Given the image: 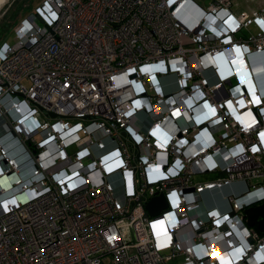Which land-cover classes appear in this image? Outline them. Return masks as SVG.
<instances>
[{
	"label": "built area",
	"instance_id": "2783aa9c",
	"mask_svg": "<svg viewBox=\"0 0 264 264\" xmlns=\"http://www.w3.org/2000/svg\"><path fill=\"white\" fill-rule=\"evenodd\" d=\"M232 5L43 0L16 26L0 47V264H264L244 216L264 203V4ZM223 189L220 210L206 195Z\"/></svg>",
	"mask_w": 264,
	"mask_h": 264
},
{
	"label": "rangeland",
	"instance_id": "374dc122",
	"mask_svg": "<svg viewBox=\"0 0 264 264\" xmlns=\"http://www.w3.org/2000/svg\"><path fill=\"white\" fill-rule=\"evenodd\" d=\"M43 0H7L2 7L0 8V28L5 27L4 25L8 22L12 23L11 20V14L16 10L17 6L22 3V8L18 11L16 15V20L13 26L8 30L6 35L1 39L0 41V47L4 44H11L14 42V31L16 26L20 25L27 16L31 15L32 13H35L38 7L41 5ZM253 2L257 3L259 0H253ZM246 3L249 4L248 0H233L232 10L238 14L241 12V10L246 9ZM256 31V28L254 26L248 27V29H242V32L247 34L254 33ZM254 66H252V74L253 77L257 82H261V85H264L263 79L261 77V70L260 67L257 66V62H254ZM173 81L171 78H167L164 80V83H167L170 85ZM233 189H236L237 191H240L243 189V186L241 184L233 185ZM227 190L223 189L222 191H215V195H208V198L210 202H218L220 206V210H225L228 208V205H224L221 194H226ZM223 204L224 206H222ZM182 261V258H174L171 261L168 262V264H180Z\"/></svg>",
	"mask_w": 264,
	"mask_h": 264
},
{
	"label": "water",
	"instance_id": "95a60500",
	"mask_svg": "<svg viewBox=\"0 0 264 264\" xmlns=\"http://www.w3.org/2000/svg\"><path fill=\"white\" fill-rule=\"evenodd\" d=\"M158 204L159 208H163L166 206V202L163 196H156L150 199L147 203L146 208L150 214H156L157 211L154 210V205ZM244 216L246 218V223L250 226L256 224L257 228L260 231H264V203L258 206L249 207L245 209ZM260 216L261 220H257V217Z\"/></svg>",
	"mask_w": 264,
	"mask_h": 264
},
{
	"label": "trees",
	"instance_id": "16d2710c",
	"mask_svg": "<svg viewBox=\"0 0 264 264\" xmlns=\"http://www.w3.org/2000/svg\"><path fill=\"white\" fill-rule=\"evenodd\" d=\"M22 8V3H20L16 10L10 15L11 17V20H12V23L11 22H8L6 23L4 26L5 27H2L0 28V41L1 39L6 35V33L8 32V30L13 26V24L15 23V20H16V15L18 13V11Z\"/></svg>",
	"mask_w": 264,
	"mask_h": 264
},
{
	"label": "crops",
	"instance_id": "0c3cea01",
	"mask_svg": "<svg viewBox=\"0 0 264 264\" xmlns=\"http://www.w3.org/2000/svg\"><path fill=\"white\" fill-rule=\"evenodd\" d=\"M247 1V0H246ZM249 4L246 3L245 8L241 11H250L252 9H256L258 6L263 5L264 4V0H259V2L255 3L253 2V0H248ZM234 12V11H233ZM235 13V12H234ZM236 14V13H235ZM262 75V73H261ZM262 87H264V85H262Z\"/></svg>",
	"mask_w": 264,
	"mask_h": 264
},
{
	"label": "bare ground",
	"instance_id": "6f19581e",
	"mask_svg": "<svg viewBox=\"0 0 264 264\" xmlns=\"http://www.w3.org/2000/svg\"><path fill=\"white\" fill-rule=\"evenodd\" d=\"M6 1H7V0H0V8L2 7V5H3ZM259 87L264 88V87H262V85H260ZM206 198L209 199V198H208V195H206ZM210 203H211V204H217L218 202H215V203L210 202Z\"/></svg>",
	"mask_w": 264,
	"mask_h": 264
}]
</instances>
